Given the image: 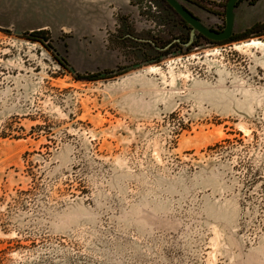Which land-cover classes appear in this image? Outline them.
I'll list each match as a JSON object with an SVG mask.
<instances>
[{
    "label": "rangeland",
    "instance_id": "rangeland-1",
    "mask_svg": "<svg viewBox=\"0 0 264 264\" xmlns=\"http://www.w3.org/2000/svg\"><path fill=\"white\" fill-rule=\"evenodd\" d=\"M107 34L81 68L130 69L87 81L0 29V264H264V32L146 58Z\"/></svg>",
    "mask_w": 264,
    "mask_h": 264
},
{
    "label": "water",
    "instance_id": "water-1",
    "mask_svg": "<svg viewBox=\"0 0 264 264\" xmlns=\"http://www.w3.org/2000/svg\"><path fill=\"white\" fill-rule=\"evenodd\" d=\"M238 1H228L225 28L215 34L201 27L176 0H167L194 27L192 40L199 31L215 41L229 40L234 34H243L258 24H264V0H257L255 4L244 0L237 8ZM132 12L136 14L137 9L130 0H0V29L18 36L49 31L54 54L73 74L87 76L102 70L81 66L94 58L91 54L103 57L97 55L101 52L96 54L95 49L102 45L104 36L115 29V14ZM64 35L68 36L66 42L61 41ZM70 64L80 65L75 69ZM100 67L106 65L102 63Z\"/></svg>",
    "mask_w": 264,
    "mask_h": 264
},
{
    "label": "flooded vegetation",
    "instance_id": "flooded-vegetation-1",
    "mask_svg": "<svg viewBox=\"0 0 264 264\" xmlns=\"http://www.w3.org/2000/svg\"><path fill=\"white\" fill-rule=\"evenodd\" d=\"M130 1H132L131 3L134 6H138L139 4V17H144L148 22H151L152 28L148 30L146 34L136 33L135 21H133L136 20L134 14H120V25H116L117 32H115L116 30H110L107 34L108 41L109 39H111L120 44L124 43V45H126L125 49L128 50V44L134 43L137 46L136 48H134V50L132 49V51L143 55V58H146L149 50L165 54L169 50H174L186 54L189 53L193 48H198L208 44L222 45L234 37L236 38L237 36L246 34V32L243 34H234L229 40L215 41L208 38L203 32L198 31L195 33L194 39L192 40V32L195 30L194 27L190 25L178 11L167 2V0ZM159 1L162 3V5H159ZM228 1L229 0H176L180 7L190 16H192V18H194L201 27L207 28L208 30H210V32L215 34L223 32L225 28ZM243 1L244 0L238 1L237 8ZM248 1L250 4H255L257 0ZM210 22H213V24H211ZM259 26V28L254 30L251 35H249L245 39L250 38L252 35H258L264 32V24H261ZM167 27L170 28V33L168 34L169 38L163 41L162 38H160V35H162L161 30L164 28L166 29ZM144 34L145 37L142 38V35ZM50 38V32L45 31L43 39H45V41L48 43H43V45L50 53L53 54V56H55L56 60L63 68L72 73L52 51V45L49 43ZM243 38L240 40H244ZM112 51L117 52L116 59L121 60L120 66H118V68H120L121 70H118V73L116 74H113L114 72L109 70L90 74L93 76V80L111 78L114 75L117 76L119 74L127 72L123 70L130 69V66H126L125 61L122 60L121 52H123V50L112 49L111 47L106 49L107 53H111Z\"/></svg>",
    "mask_w": 264,
    "mask_h": 264
},
{
    "label": "trees",
    "instance_id": "trees-1",
    "mask_svg": "<svg viewBox=\"0 0 264 264\" xmlns=\"http://www.w3.org/2000/svg\"><path fill=\"white\" fill-rule=\"evenodd\" d=\"M259 25H261V24H258V25H256V26H254L253 28H251L250 30H248L247 32H246V34H243L242 36H237L236 38L234 37V38H232L231 40H229V41H227V42H225V44L226 43H231V42H233V41H239L240 39H242L243 37V39H245L246 37H248L249 35H251V33L254 31V30H256L257 28H259L260 26ZM44 34H45V32L44 31H39V32H34V33H31V34H25V36H27V37H34L35 39L37 38V39H39V41L41 42V43H44V42H42V40L43 41H45V39H43V36H44ZM35 41H37V40H35ZM38 41V42H39ZM64 64V63H63ZM65 65V64H64ZM66 66V65H65ZM67 67V66H66ZM73 74V73H72ZM78 80H87V81H92L93 80V76L92 75H87V76H82V75H78V74H73Z\"/></svg>",
    "mask_w": 264,
    "mask_h": 264
},
{
    "label": "bare ground",
    "instance_id": "bare-ground-1",
    "mask_svg": "<svg viewBox=\"0 0 264 264\" xmlns=\"http://www.w3.org/2000/svg\"><path fill=\"white\" fill-rule=\"evenodd\" d=\"M245 46L247 47H263L264 44L262 42H260L259 40L257 39H252V40H249L247 42L244 43ZM151 71H155V68L151 67Z\"/></svg>",
    "mask_w": 264,
    "mask_h": 264
}]
</instances>
